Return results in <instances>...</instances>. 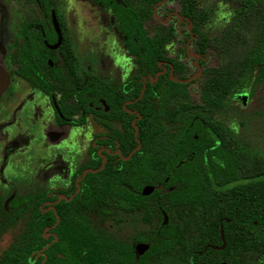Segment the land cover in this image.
Returning a JSON list of instances; mask_svg holds the SVG:
<instances>
[{
  "label": "flooded vegetation",
  "instance_id": "af4514ba",
  "mask_svg": "<svg viewBox=\"0 0 264 264\" xmlns=\"http://www.w3.org/2000/svg\"><path fill=\"white\" fill-rule=\"evenodd\" d=\"M66 1L0 0V264H264V0H156L144 36L171 35L153 54L116 11L143 17L148 0H75L99 14L124 64L105 75ZM153 97L176 136L192 130L199 142L183 173L190 186H175L190 235L169 253L164 238L144 237L168 223L153 194L171 187L130 180L125 210L98 196L108 162L142 148L143 114L131 106L144 98L147 113ZM132 127L137 146L125 155ZM137 158L147 166L150 156Z\"/></svg>",
  "mask_w": 264,
  "mask_h": 264
},
{
  "label": "trees",
  "instance_id": "16d2710c",
  "mask_svg": "<svg viewBox=\"0 0 264 264\" xmlns=\"http://www.w3.org/2000/svg\"><path fill=\"white\" fill-rule=\"evenodd\" d=\"M155 1L156 0H148L146 2L148 8L143 17L136 12L131 13V15L128 8L125 9L122 6L116 7V11L123 23L129 22L131 17L132 35L136 36L139 43L149 44V52L151 54L157 52V50H155L156 48L152 46L153 44L169 42V37L171 35V31H162V33L157 32L156 36L153 38L144 36L143 21L145 18H151V8ZM128 13L130 15L129 18L127 17L129 16ZM259 53L260 58L264 59V51L260 50ZM152 89L153 86L149 85L145 98L152 92ZM143 100L144 98L131 106L132 109H137L143 114L142 120L137 122V126L139 127L138 139L142 142V148L138 149L127 162L121 161L116 164H113L112 161L108 162L105 169L98 174L100 181V185L98 186L100 194L98 196L105 204H112L115 209L125 210L129 198L133 196L128 190V186L131 183L130 180H140L142 177H145L148 180V183L154 186L157 185L156 181H159L164 187H171L172 190L168 192L161 193L160 190H157L153 194V197H163L162 200H158V206H160V209L156 211L161 218L162 213L164 212L168 217V223L164 225L162 223L155 225L153 228L149 229V232L146 233V236L144 237L164 238L159 241L161 244L159 250L164 253H169L174 251V238H189L190 235L192 226L189 221L184 220L183 222L178 223L177 214L179 208L176 205V197L178 193H176L175 186L178 178L184 181V186H190L188 174L183 173H187L190 170L189 167L191 161L189 159L192 157L191 152L199 142L193 138L194 131L192 130L186 131L183 129L179 136L174 134L173 129L168 127L167 123L171 124V122L174 121L175 116L173 113L164 112L159 106L160 101L157 102V98L153 97L151 100L152 108L147 113L142 110ZM108 114L109 113H106V115ZM181 117L183 123L187 125L191 123L190 118L184 119V115ZM134 134L135 128L132 127L126 147L122 146L125 155L137 146ZM142 154L150 156L147 166L146 163L137 158ZM162 156H166V158H161ZM180 161L185 162L179 163ZM166 163H169V168L165 167L164 164ZM167 178L168 182L165 183ZM131 185L133 186L134 184ZM180 195L184 198V202L187 204L191 197L190 191L188 189L183 190L180 192ZM181 209L185 215L188 214V206H183ZM85 235L86 238H93L92 235L88 236L87 232H85ZM102 235L103 236L100 238H113L108 237L104 232ZM116 250L118 251V258L123 259L124 257L122 256L127 255L128 250L126 247L116 246ZM152 250L153 249L150 248V253L153 252ZM100 263L107 264L108 260L106 258H101Z\"/></svg>",
  "mask_w": 264,
  "mask_h": 264
},
{
  "label": "rangeland",
  "instance_id": "374dc122",
  "mask_svg": "<svg viewBox=\"0 0 264 264\" xmlns=\"http://www.w3.org/2000/svg\"><path fill=\"white\" fill-rule=\"evenodd\" d=\"M65 3L72 12L70 14V26L73 27L74 33L80 38L83 47L87 49V51H89L91 48V50L97 51L100 58V73L105 75L109 74L110 71L115 68H124L121 57L116 54V50L114 49V45L111 43V41L109 40V43H103L102 40L104 36L101 30L102 23L100 24L99 14L95 15L91 10V5L86 4L88 6H82L77 4L75 0H69ZM102 21L104 22L105 18H102ZM107 31V28H105V32ZM63 147L70 149L73 147V145L71 143L68 145L63 144Z\"/></svg>",
  "mask_w": 264,
  "mask_h": 264
}]
</instances>
